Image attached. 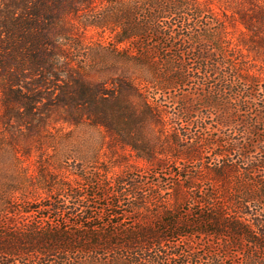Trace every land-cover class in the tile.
I'll use <instances>...</instances> for the list:
<instances>
[{"label":"trees","instance_id":"16d2710c","mask_svg":"<svg viewBox=\"0 0 264 264\" xmlns=\"http://www.w3.org/2000/svg\"><path fill=\"white\" fill-rule=\"evenodd\" d=\"M242 1L246 7L227 4L218 11L213 0H0L5 124L32 126L52 115L71 125L88 123L147 160H154L155 147L144 131L169 125L177 146L188 142L179 146L186 157L200 160L194 141L219 150L197 170L210 185L193 187L187 200L194 211L166 209L152 226L129 231L115 225L108 234L95 224L15 223L0 229V264H84L92 257L105 264L109 254L121 259L123 249L136 262L150 261L164 251L156 245L175 234L221 238L246 260L264 264V65L258 64L264 63V0ZM81 27L96 29L101 49L117 57L100 65V77L91 73L93 48ZM168 99L179 105L174 118ZM180 115L201 124L213 118L214 133L183 139L174 127ZM84 198L56 197L44 210L85 216ZM143 250L157 252L148 258Z\"/></svg>","mask_w":264,"mask_h":264},{"label":"rangeland","instance_id":"374dc122","mask_svg":"<svg viewBox=\"0 0 264 264\" xmlns=\"http://www.w3.org/2000/svg\"><path fill=\"white\" fill-rule=\"evenodd\" d=\"M227 4L233 7L244 4L246 7L242 0H213V7L218 11ZM231 12L230 8L228 13ZM228 29L234 30L232 27ZM81 30L86 31L85 43L93 48L91 53L94 54L89 58L94 65L91 73L100 77V65L114 63L117 57L101 49L102 42L98 41L100 36L96 29L84 30L81 27ZM260 61L257 63L264 65ZM263 67L261 71H264ZM134 72L140 74L136 69ZM184 89L191 91L189 87ZM179 94L177 92L176 97ZM166 105L168 115L176 117L179 105L171 99ZM204 114H207L205 109ZM180 116V119L175 118L174 127L183 139H195L201 133L207 137L214 133L213 118L201 124L187 116ZM5 119L0 113V229L3 232L12 224H23L28 220L36 223L52 221L73 229L95 224L99 227V234L113 233L115 225L117 229L129 231H134L135 227L152 226L159 222L158 216L166 209H180L184 213L196 209L193 202L190 204L187 200L194 197L193 187L210 185L208 176L204 172L197 174V170L207 161L218 158L219 150L194 140L201 158L186 157V152L179 146H189L188 142L183 140L177 146L171 137L173 128L169 125L162 129L154 126L144 131L145 138L155 147L154 160H147L139 158L130 146L109 137L103 128L88 123L71 125L56 120L54 115L45 123L35 121L32 126L12 122L5 124ZM206 124L208 129L204 131ZM181 151L183 154L180 157ZM187 184L191 185L190 189H187ZM73 193L85 197V206L89 207L85 216H56L52 211L44 210V205L54 198L67 197L68 194L70 197ZM35 206L39 212L30 211ZM116 212L119 215L112 216ZM113 242L118 243L117 237ZM228 243L221 238L194 234L180 237L175 234L169 241L156 245L164 248L161 258L136 262V258L127 254L129 249L121 248L123 251L119 253L124 254L122 258L112 259V254H109V261L105 264H254L237 253L236 246ZM150 251L143 250L140 255L149 258V254L157 252ZM25 258L30 259L29 255ZM84 264L102 263L92 257L85 259Z\"/></svg>","mask_w":264,"mask_h":264}]
</instances>
